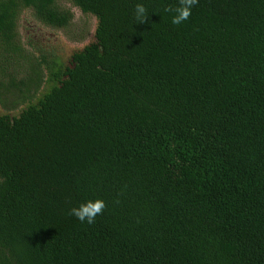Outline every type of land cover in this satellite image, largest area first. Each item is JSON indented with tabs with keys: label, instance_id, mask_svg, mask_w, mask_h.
I'll return each mask as SVG.
<instances>
[{
	"label": "trees",
	"instance_id": "trees-1",
	"mask_svg": "<svg viewBox=\"0 0 264 264\" xmlns=\"http://www.w3.org/2000/svg\"><path fill=\"white\" fill-rule=\"evenodd\" d=\"M64 1L66 62L19 32ZM177 4L0 0V264H264V0Z\"/></svg>",
	"mask_w": 264,
	"mask_h": 264
},
{
	"label": "rangeland",
	"instance_id": "rangeland-1",
	"mask_svg": "<svg viewBox=\"0 0 264 264\" xmlns=\"http://www.w3.org/2000/svg\"><path fill=\"white\" fill-rule=\"evenodd\" d=\"M73 13L72 24L65 28L51 29L34 23L28 17L21 20L19 32L22 39H32L37 46L57 48V52L66 62L68 54L75 48H80L92 38L95 20L82 14L77 8L63 2ZM63 53V54H62ZM2 108L0 107V112Z\"/></svg>",
	"mask_w": 264,
	"mask_h": 264
},
{
	"label": "clouds",
	"instance_id": "clouds-1",
	"mask_svg": "<svg viewBox=\"0 0 264 264\" xmlns=\"http://www.w3.org/2000/svg\"><path fill=\"white\" fill-rule=\"evenodd\" d=\"M198 2V0H178L176 7L165 8L166 12L174 13L172 16V23L174 25H180L186 21L191 15L192 7ZM148 14L143 4L135 5V18L137 21L144 23L147 21ZM106 205L103 200H88L77 207L70 209L69 214L77 218L81 222H87L92 224L95 222L96 217L102 214Z\"/></svg>",
	"mask_w": 264,
	"mask_h": 264
}]
</instances>
